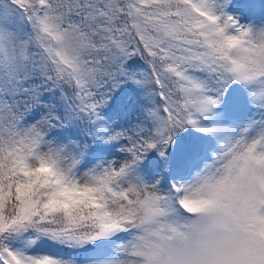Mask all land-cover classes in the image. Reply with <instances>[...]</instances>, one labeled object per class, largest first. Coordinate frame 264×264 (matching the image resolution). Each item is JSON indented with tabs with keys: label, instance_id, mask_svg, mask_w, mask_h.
Here are the masks:
<instances>
[{
	"label": "snow or ice",
	"instance_id": "snow-or-ice-1",
	"mask_svg": "<svg viewBox=\"0 0 264 264\" xmlns=\"http://www.w3.org/2000/svg\"><path fill=\"white\" fill-rule=\"evenodd\" d=\"M0 264H264V0H0Z\"/></svg>",
	"mask_w": 264,
	"mask_h": 264
},
{
	"label": "trees",
	"instance_id": "trees-1",
	"mask_svg": "<svg viewBox=\"0 0 264 264\" xmlns=\"http://www.w3.org/2000/svg\"><path fill=\"white\" fill-rule=\"evenodd\" d=\"M117 100H119V96L117 97Z\"/></svg>",
	"mask_w": 264,
	"mask_h": 264
}]
</instances>
